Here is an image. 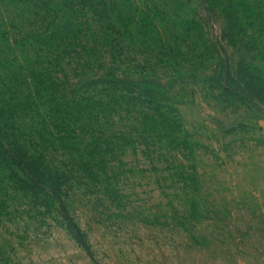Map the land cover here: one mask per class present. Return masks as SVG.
Masks as SVG:
<instances>
[{"label":"trees","instance_id":"1","mask_svg":"<svg viewBox=\"0 0 264 264\" xmlns=\"http://www.w3.org/2000/svg\"><path fill=\"white\" fill-rule=\"evenodd\" d=\"M204 2L240 52L236 67L226 62L204 78L208 87L227 105L264 102V65L249 60L264 57V1ZM167 8L152 0H0V213L11 194L45 213L64 208L63 187L75 178L109 186L108 156L124 146L142 144L147 155L190 146L151 62L181 76L184 63L206 68L210 51L189 48L203 37L199 21L172 19ZM137 54L145 65L129 58ZM66 58L73 84L57 71ZM70 231L88 250L81 228L72 223Z\"/></svg>","mask_w":264,"mask_h":264},{"label":"rangeland","instance_id":"2","mask_svg":"<svg viewBox=\"0 0 264 264\" xmlns=\"http://www.w3.org/2000/svg\"><path fill=\"white\" fill-rule=\"evenodd\" d=\"M152 1L169 6L172 19L199 21L203 37L189 48L210 51L206 68L184 63L181 76L151 62L150 73L179 108L190 146L149 155L142 144L124 146L108 156L109 186L75 178L73 187H63L64 208L51 214L11 194L8 213H0V264H264V102L227 105L204 80L240 60L237 46L221 36L218 10L204 0ZM129 58L146 64L142 55ZM263 58L255 53L249 60L261 66ZM69 61L57 71L73 84L78 76ZM72 223L88 250L75 241Z\"/></svg>","mask_w":264,"mask_h":264}]
</instances>
